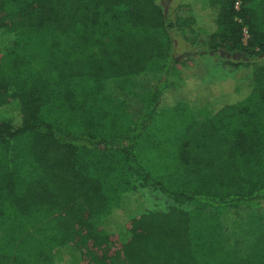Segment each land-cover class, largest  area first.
Returning <instances> with one entry per match:
<instances>
[{
	"label": "trees",
	"instance_id": "1",
	"mask_svg": "<svg viewBox=\"0 0 264 264\" xmlns=\"http://www.w3.org/2000/svg\"><path fill=\"white\" fill-rule=\"evenodd\" d=\"M236 1L181 0L171 18L161 0H0V29L42 45L36 62L0 56V264H59L63 247L70 264H264V0ZM175 29L252 66L239 97L202 120L162 105V85L132 122L107 109L105 81L159 61L178 73ZM138 186L191 208L145 210ZM241 207L254 231L228 249L222 221Z\"/></svg>",
	"mask_w": 264,
	"mask_h": 264
},
{
	"label": "rangeland",
	"instance_id": "2",
	"mask_svg": "<svg viewBox=\"0 0 264 264\" xmlns=\"http://www.w3.org/2000/svg\"><path fill=\"white\" fill-rule=\"evenodd\" d=\"M180 2L181 0H161L166 14L171 18L174 17L175 9ZM30 35L32 34L27 31L8 32L0 29V56L6 49L18 48L19 53L36 62L39 51L42 50L41 44L34 51L25 48L23 44L16 46L18 40L22 41ZM38 36L39 39H43V35L38 34ZM173 36V59L183 62L177 68L178 73L170 71L165 77V63L159 61L151 64L144 73L138 76L105 81L101 98L107 109L121 113L126 121L132 122L136 117L144 114L145 106L152 94L162 85L165 88L161 95L162 105L187 101L191 107L199 109L197 118L202 120L212 111L214 104H221L239 97L238 87L244 89L245 85L240 80L250 75L251 65L240 66L233 71L220 65V57L223 56V53L212 56L201 52L198 49L199 46L192 45L181 35L179 30H173ZM228 57L234 59V56ZM260 59L261 63H264V56ZM86 85L87 78L85 76L72 81V86L76 91L84 90ZM137 192L145 210L165 211L171 206L181 207L185 210L191 208L189 204L176 206L166 196L150 187L138 186ZM257 213V210L244 207L227 210L222 227L228 249L234 246L236 238L242 242L240 249L245 248V242L254 231L251 226L249 227L250 219ZM99 222L100 220L96 222L98 226ZM73 255L75 253L69 248H60L57 251L58 263L70 264Z\"/></svg>",
	"mask_w": 264,
	"mask_h": 264
},
{
	"label": "built area",
	"instance_id": "3",
	"mask_svg": "<svg viewBox=\"0 0 264 264\" xmlns=\"http://www.w3.org/2000/svg\"><path fill=\"white\" fill-rule=\"evenodd\" d=\"M239 3H240V0H237L236 2H235V4H234V8L235 9H238V7H239ZM246 30H244V41H245V39H246Z\"/></svg>",
	"mask_w": 264,
	"mask_h": 264
}]
</instances>
